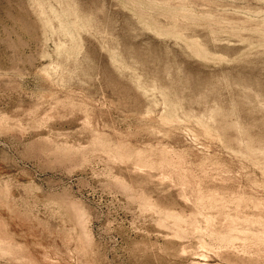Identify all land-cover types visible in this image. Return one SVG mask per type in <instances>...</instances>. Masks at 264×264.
Returning a JSON list of instances; mask_svg holds the SVG:
<instances>
[{"label":"rangeland","instance_id":"374dc122","mask_svg":"<svg viewBox=\"0 0 264 264\" xmlns=\"http://www.w3.org/2000/svg\"><path fill=\"white\" fill-rule=\"evenodd\" d=\"M0 264H264V0H0Z\"/></svg>","mask_w":264,"mask_h":264}]
</instances>
